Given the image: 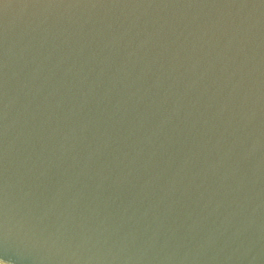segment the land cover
I'll use <instances>...</instances> for the list:
<instances>
[{
    "label": "water",
    "instance_id": "obj_1",
    "mask_svg": "<svg viewBox=\"0 0 264 264\" xmlns=\"http://www.w3.org/2000/svg\"><path fill=\"white\" fill-rule=\"evenodd\" d=\"M0 264H264V0H0Z\"/></svg>",
    "mask_w": 264,
    "mask_h": 264
}]
</instances>
